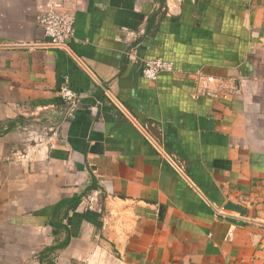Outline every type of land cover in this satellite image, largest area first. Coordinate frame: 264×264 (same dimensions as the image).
Segmentation results:
<instances>
[{"label":"crops","instance_id":"0c3cea01","mask_svg":"<svg viewBox=\"0 0 264 264\" xmlns=\"http://www.w3.org/2000/svg\"><path fill=\"white\" fill-rule=\"evenodd\" d=\"M48 1L74 16L67 47ZM157 57L176 71L151 81ZM197 70L241 92L195 99ZM19 117L0 264H264V0H0V121ZM38 122L57 131L29 146Z\"/></svg>","mask_w":264,"mask_h":264},{"label":"built area","instance_id":"2783aa9c","mask_svg":"<svg viewBox=\"0 0 264 264\" xmlns=\"http://www.w3.org/2000/svg\"><path fill=\"white\" fill-rule=\"evenodd\" d=\"M38 23L49 40V44L59 47H67L69 39L74 34V16L61 9L55 2L48 1L46 8L38 18ZM142 75L151 81H156L161 73H174L175 63L171 60L157 57L145 60L142 66ZM195 80V99L219 98L223 93L239 94L241 85L233 77L214 76L203 70L193 73ZM59 94L65 104V117H72L80 104V95L77 94L67 83L61 85ZM26 128V127H25ZM51 123L41 124L38 122L33 128H26L28 131L27 142L29 146L37 147L47 142L57 131ZM48 131H52L48 136ZM28 148V145H26Z\"/></svg>","mask_w":264,"mask_h":264},{"label":"trees","instance_id":"16d2710c","mask_svg":"<svg viewBox=\"0 0 264 264\" xmlns=\"http://www.w3.org/2000/svg\"><path fill=\"white\" fill-rule=\"evenodd\" d=\"M208 0H206L207 2ZM21 118H17V119H8L6 121H0V136L8 131H10L11 129H13L16 126V123L20 120ZM81 201V197L77 196L73 199H68V200H64L62 202V205L64 204H68L71 208L70 209H74L76 208V206L80 203ZM66 244H64L62 247H64Z\"/></svg>","mask_w":264,"mask_h":264}]
</instances>
